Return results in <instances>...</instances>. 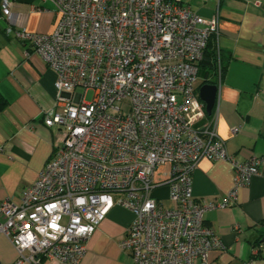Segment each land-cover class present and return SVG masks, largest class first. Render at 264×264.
<instances>
[{
	"label": "built area",
	"instance_id": "1",
	"mask_svg": "<svg viewBox=\"0 0 264 264\" xmlns=\"http://www.w3.org/2000/svg\"><path fill=\"white\" fill-rule=\"evenodd\" d=\"M49 1L59 19L44 34L15 27L10 0H0L6 33L29 44L56 73L54 107L42 114L46 126L65 130L20 201L0 202V234L18 252L13 264H81L86 243L115 205L134 213L120 242L134 264H208L210 252L224 244L205 212L235 204L263 162L229 153L217 115L213 110L206 119L199 98V64L211 39L220 98L221 0L210 18L181 0ZM79 87L93 90V100L84 101ZM194 111L198 118L189 117ZM203 159L234 168L222 202L193 196L192 172ZM166 164L170 176L156 182ZM161 185H168L172 207L152 196Z\"/></svg>",
	"mask_w": 264,
	"mask_h": 264
},
{
	"label": "crops",
	"instance_id": "2",
	"mask_svg": "<svg viewBox=\"0 0 264 264\" xmlns=\"http://www.w3.org/2000/svg\"><path fill=\"white\" fill-rule=\"evenodd\" d=\"M181 1L205 18L212 16L216 4V0ZM10 4L15 27L44 34L54 31L59 18L51 1L10 0ZM8 24L0 2V94L7 101L0 108V202H19L23 189L38 179L62 143L65 130L46 126L42 114L54 107L56 73L29 44L6 33ZM220 27L225 72L214 108L217 133L238 161L256 155L263 162L260 173L239 189L235 204L205 212L206 223L224 244L210 252L208 264H264V0H221ZM234 127L240 130L233 132ZM169 166L157 169L156 182L165 180L162 170ZM234 176L228 161L201 160L192 172L195 200L222 202ZM152 196L174 205L168 185L155 187ZM133 220L131 210L115 205L86 243L81 264H134L120 247ZM17 257L12 242L0 234L1 263L13 264Z\"/></svg>",
	"mask_w": 264,
	"mask_h": 264
},
{
	"label": "trees",
	"instance_id": "3",
	"mask_svg": "<svg viewBox=\"0 0 264 264\" xmlns=\"http://www.w3.org/2000/svg\"><path fill=\"white\" fill-rule=\"evenodd\" d=\"M217 47L215 41L211 39L208 43V46L205 51V55L203 60L199 64V77L203 79L202 84H218V71H217ZM222 56V52H221ZM223 61V56H222ZM225 72V65L223 63V74ZM200 89V88H199ZM198 89V92H199ZM7 103L6 99L0 94V108L5 106ZM211 116H207V118H211Z\"/></svg>",
	"mask_w": 264,
	"mask_h": 264
},
{
	"label": "water",
	"instance_id": "4",
	"mask_svg": "<svg viewBox=\"0 0 264 264\" xmlns=\"http://www.w3.org/2000/svg\"><path fill=\"white\" fill-rule=\"evenodd\" d=\"M199 98L205 103L206 113L211 116L218 101V86L216 84H204L199 89Z\"/></svg>",
	"mask_w": 264,
	"mask_h": 264
},
{
	"label": "rangeland",
	"instance_id": "5",
	"mask_svg": "<svg viewBox=\"0 0 264 264\" xmlns=\"http://www.w3.org/2000/svg\"><path fill=\"white\" fill-rule=\"evenodd\" d=\"M202 82H203V79L201 77H199V79L197 80V83H196L197 89L200 88V85L202 84ZM76 93L83 95V100L86 102H90L94 98V91L93 90H87L86 91L84 88L79 87L76 89ZM198 109H199L198 106H196L195 110H198ZM198 116H199L198 111H194L189 115V117H191L193 119L198 118ZM161 176L163 178L162 180L168 178L170 176V169L168 168V169L162 170ZM166 206L170 207L168 203Z\"/></svg>",
	"mask_w": 264,
	"mask_h": 264
}]
</instances>
